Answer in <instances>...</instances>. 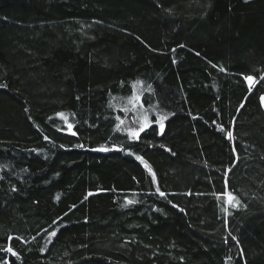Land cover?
I'll return each instance as SVG.
<instances>
[{
    "label": "trees",
    "instance_id": "1",
    "mask_svg": "<svg viewBox=\"0 0 264 264\" xmlns=\"http://www.w3.org/2000/svg\"><path fill=\"white\" fill-rule=\"evenodd\" d=\"M0 85V264H264V0H0Z\"/></svg>",
    "mask_w": 264,
    "mask_h": 264
},
{
    "label": "rangeland",
    "instance_id": "2",
    "mask_svg": "<svg viewBox=\"0 0 264 264\" xmlns=\"http://www.w3.org/2000/svg\"><path fill=\"white\" fill-rule=\"evenodd\" d=\"M249 82V81H248ZM253 82V80H252ZM252 82H249L250 84ZM140 105V99L138 97V99L135 101V107H138ZM153 115V112H151ZM143 129H145V126L143 125ZM229 193H227L224 197H223V203H224V213H225V219L226 221L228 220V216L231 212V210H235V209H239L241 207V203L237 200H229L228 198ZM232 196V195H231Z\"/></svg>",
    "mask_w": 264,
    "mask_h": 264
},
{
    "label": "snow or ice",
    "instance_id": "3",
    "mask_svg": "<svg viewBox=\"0 0 264 264\" xmlns=\"http://www.w3.org/2000/svg\"><path fill=\"white\" fill-rule=\"evenodd\" d=\"M246 79L249 81V82H252V80H253V78L252 77H246ZM0 87H4V85H0ZM163 126L161 125V128H162ZM69 128H71V125H69ZM143 129H141V131H142ZM131 135L132 136H138L139 134H138V132H132L131 133ZM231 132H229L228 133V136L231 138ZM82 147V146H81ZM100 150H107V149H100ZM137 159H141L140 157H137ZM161 195H164L163 193H161ZM228 198H229V200L231 201V200H234L235 199V197H233V196H231V194H229L228 195ZM52 235H55V233H52ZM233 239H235V237H233ZM6 251L7 252H10V253H12V255H16V253L13 251V249L11 248V247H8L7 249H6Z\"/></svg>",
    "mask_w": 264,
    "mask_h": 264
},
{
    "label": "bare ground",
    "instance_id": "4",
    "mask_svg": "<svg viewBox=\"0 0 264 264\" xmlns=\"http://www.w3.org/2000/svg\"><path fill=\"white\" fill-rule=\"evenodd\" d=\"M262 98V97H261ZM263 107H264V104H263Z\"/></svg>",
    "mask_w": 264,
    "mask_h": 264
}]
</instances>
